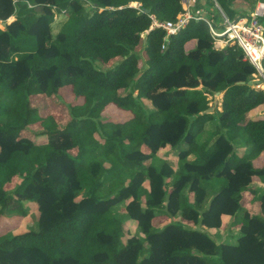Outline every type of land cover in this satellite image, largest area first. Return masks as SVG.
I'll list each match as a JSON object with an SVG mask.
<instances>
[{
  "label": "trees",
  "instance_id": "obj_1",
  "mask_svg": "<svg viewBox=\"0 0 264 264\" xmlns=\"http://www.w3.org/2000/svg\"><path fill=\"white\" fill-rule=\"evenodd\" d=\"M241 1L259 0H210L230 18ZM184 11L182 0H0V22L15 16L0 25V225L25 217V202L40 212L36 230L0 227V264H264V186L253 184L264 185V112L251 115L264 90L249 84L243 48L216 47L204 20L171 36L155 25ZM67 89L62 124L35 100ZM110 107L123 116H104ZM167 146L177 168L159 154ZM123 202L140 235L127 234ZM224 216L234 243L195 227Z\"/></svg>",
  "mask_w": 264,
  "mask_h": 264
},
{
  "label": "rangeland",
  "instance_id": "obj_2",
  "mask_svg": "<svg viewBox=\"0 0 264 264\" xmlns=\"http://www.w3.org/2000/svg\"><path fill=\"white\" fill-rule=\"evenodd\" d=\"M137 5V3H134ZM133 4V5H134ZM15 19V16H12L8 19L7 22H11ZM65 19V15H61L60 13H57L55 16V20L53 23V32L56 33L59 29V23ZM1 23V22H0ZM1 25V24H0ZM73 98L70 90L67 89L64 91L63 95L61 97H58L55 99L54 97L52 98H39L35 100V104L38 107L42 108V111L44 114L48 113H53L56 115L59 119V121L62 124H65L67 120H69V112L66 107V103L70 102ZM210 98V96H209ZM221 99H222V93L219 94L212 100V105L214 107L219 108L221 110ZM147 104V103H146ZM123 112L121 110H115L112 107L108 108L104 114L106 117H114V118H121L123 116ZM256 114V113H254ZM254 114L252 116H254ZM38 125L31 126L32 129H37ZM204 136L208 139L213 140L214 136L210 135L209 132L206 130L204 133ZM39 141H46L47 136H39L38 137ZM181 148H186V145L183 144ZM178 152L179 148H173L171 146H167L166 148H163L160 150L159 154L162 158L166 159L168 163H170L174 168H177V158H178ZM262 160V159H261ZM264 160V159H263ZM262 162L258 161L255 162V165L257 167H260ZM257 180V177H254V181ZM147 184V183H146ZM254 184V182H253ZM16 185V182L10 186ZM249 198H251V194L247 193L244 202H246ZM125 202L119 204L117 211L119 212L120 216L125 220V230L127 234H141V229L137 225V223L134 220H131L128 218V215L125 211ZM25 206L27 208V215L25 217H16V218H7L4 217L1 220V231H7L8 229H11L14 234L26 232L28 230H36L38 229V219L40 212L38 210V206L35 203L32 202H25ZM254 210V208H252ZM224 221L221 227L219 228H207L204 225H198L195 227H198L202 230L207 231V233L210 234V236L217 242H229V243H234L236 242V237L239 233V228H232L230 227V224L232 222V217L230 216H224L223 217ZM182 220L181 213L176 214L175 216L171 217L170 219L166 218H156L154 219L153 223L157 227H164L167 223L172 222V221H180Z\"/></svg>",
  "mask_w": 264,
  "mask_h": 264
},
{
  "label": "built area",
  "instance_id": "obj_3",
  "mask_svg": "<svg viewBox=\"0 0 264 264\" xmlns=\"http://www.w3.org/2000/svg\"><path fill=\"white\" fill-rule=\"evenodd\" d=\"M184 12L176 20L158 22L155 25L163 27L167 36H171L183 29L190 19L204 20L210 29L216 47L223 48L229 42H237L245 51L246 57L257 69L256 78L259 80L257 88L264 90V0H259L249 15L230 18L215 2L218 17L212 13L202 14L191 11L198 4V0H182ZM135 5V4H134Z\"/></svg>",
  "mask_w": 264,
  "mask_h": 264
},
{
  "label": "crops",
  "instance_id": "obj_4",
  "mask_svg": "<svg viewBox=\"0 0 264 264\" xmlns=\"http://www.w3.org/2000/svg\"><path fill=\"white\" fill-rule=\"evenodd\" d=\"M256 4H255V6H256ZM255 6H249L248 3L243 2V1L235 4L234 7H235V10L237 12L235 17L243 16V15H245V16L249 15L254 10ZM191 11L194 13L198 12V13H202V14L212 13L215 17H218V15H217L218 11L216 9V6H213L212 3L210 2V0H198L197 6L195 8H192ZM263 112H264V107H261L260 110H258L257 112L251 113V115L256 113V114H254V116H255V115L263 113ZM263 159H264V152L260 155L259 158H257L255 160V162L260 161V162H262L261 164L263 165L264 164ZM254 184L259 185V186H264L258 180L254 181ZM247 193H249V192H246L244 194V200H245ZM244 205L251 213H253V214H259L260 213V210H261L260 209V203L257 201L254 202L252 199V195H251V198H249L246 202H244ZM252 208H254V210H252ZM236 229H238V228H236Z\"/></svg>",
  "mask_w": 264,
  "mask_h": 264
},
{
  "label": "water",
  "instance_id": "obj_5",
  "mask_svg": "<svg viewBox=\"0 0 264 264\" xmlns=\"http://www.w3.org/2000/svg\"><path fill=\"white\" fill-rule=\"evenodd\" d=\"M0 24H1V27L5 28L7 26V24H8V22L7 21H2ZM249 84L257 85V84H259V80L258 79H253V80L249 81ZM218 95L219 94H217L216 96H218ZM222 97H223V94H222Z\"/></svg>",
  "mask_w": 264,
  "mask_h": 264
}]
</instances>
